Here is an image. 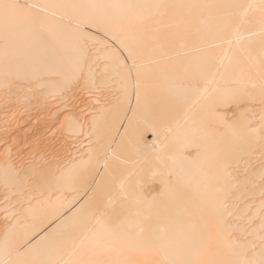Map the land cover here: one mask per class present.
Returning a JSON list of instances; mask_svg holds the SVG:
<instances>
[{"label": "bare ground", "instance_id": "1", "mask_svg": "<svg viewBox=\"0 0 264 264\" xmlns=\"http://www.w3.org/2000/svg\"><path fill=\"white\" fill-rule=\"evenodd\" d=\"M0 264H264V0H0Z\"/></svg>", "mask_w": 264, "mask_h": 264}]
</instances>
